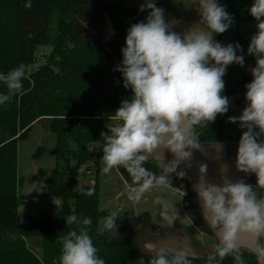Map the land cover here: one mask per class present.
I'll return each mask as SVG.
<instances>
[{
    "label": "trees",
    "instance_id": "obj_1",
    "mask_svg": "<svg viewBox=\"0 0 264 264\" xmlns=\"http://www.w3.org/2000/svg\"><path fill=\"white\" fill-rule=\"evenodd\" d=\"M251 1L218 0L235 22L215 39L224 45L238 42L245 56L244 67L232 64L223 77V94L231 106L237 103L245 107L244 86L252 79L246 57L248 45L238 32L239 24L249 19L246 4ZM27 2L0 0V73L25 66L22 92L0 104V264H59L60 238L77 227L65 224L70 214L91 218L89 234L105 264H148L151 255L141 250L135 238L97 231L100 219L108 215L99 208V185L85 191L79 186V171L96 156L95 144L101 132L108 131L106 125L121 100L131 99V90L123 87L121 73L114 69L122 60L121 48L128 28L144 20L148 13L140 8L124 11L119 0H31V7H25ZM157 6L165 9L167 19H172L179 4ZM108 20L113 37L105 40ZM44 45L52 46L47 62L28 75L27 66L33 62L38 47ZM6 91L0 81V93ZM239 93L240 97H234ZM231 106L211 125L194 129L195 135L200 133L201 142L216 145L239 141L242 132L236 130L238 124L228 122L229 116H238ZM36 123L55 138L56 164L46 182L45 196L59 199L61 204L56 214L46 217L20 212L25 195L21 193L19 146L30 137ZM161 162L149 158L144 166L159 175ZM94 164L97 167H88V171L98 172V161ZM118 170L133 185L127 171L122 167ZM246 182L255 186V175L248 176ZM170 185L187 191L183 202L188 218L200 232L212 236L213 229L203 220L190 181L173 176ZM89 190H94L92 195H88ZM254 191L258 198H264V188L255 186ZM208 255L189 256L190 264H208ZM243 258L245 264H256L255 256L247 250H243ZM221 264H234L233 257H226Z\"/></svg>",
    "mask_w": 264,
    "mask_h": 264
},
{
    "label": "clouds",
    "instance_id": "obj_2",
    "mask_svg": "<svg viewBox=\"0 0 264 264\" xmlns=\"http://www.w3.org/2000/svg\"><path fill=\"white\" fill-rule=\"evenodd\" d=\"M184 4L196 7L199 21L178 33L156 0H144L140 11L148 14L128 28L122 60L114 69L121 73L123 87L131 90V99L121 100L114 112L117 123L108 124L109 130L100 134L102 172L124 168L135 185L128 194L132 201L141 200L157 186L172 184L173 176L186 177L183 169L177 170L179 166L186 162L191 167L193 150L203 154L194 129L205 128L229 112L223 77L230 65L245 66L238 42L224 45L215 39L234 26L235 18L226 6L218 0H186ZM25 7H31V0ZM248 12L256 21L247 47L255 66L250 69L251 81L244 86L247 104L240 115L229 116L228 122L243 129L236 170L245 176L255 175V186L264 188V0H253ZM24 78L23 64L7 74L0 73V81L7 88L0 93V104L22 92ZM217 146L222 150L221 143ZM157 149L173 154L172 160H162L159 175L144 166ZM218 171L221 182H211L207 179L208 165L200 163L198 181L192 185L203 220L216 234L208 264H221L228 256L233 257L234 264H245L243 250L255 256L256 264H264V198H258L255 186L245 179L231 180L225 174L228 165L221 163ZM156 202L168 206L164 201ZM119 217L111 212L97 231L117 237ZM64 220L66 225L77 227L60 238L59 264H105L89 234L91 218L70 214ZM241 235L247 237L244 244L238 243ZM143 248L151 255L148 264H190L185 250L172 251L152 243Z\"/></svg>",
    "mask_w": 264,
    "mask_h": 264
},
{
    "label": "rangeland",
    "instance_id": "obj_3",
    "mask_svg": "<svg viewBox=\"0 0 264 264\" xmlns=\"http://www.w3.org/2000/svg\"><path fill=\"white\" fill-rule=\"evenodd\" d=\"M113 1L117 0H104V2L107 3ZM173 2L179 4L176 12L173 15V18L171 19L174 22L173 30L177 32V19L182 11L187 7L184 4L186 3V0H156V3L173 4ZM252 2L253 1L246 4V7L248 9L251 6ZM119 3L121 8L126 11L130 8H140L141 4L144 3V0H119ZM198 21L199 13L197 11H192L187 18V25L188 27H190ZM255 24L256 21L254 20V18H251V16L249 15V19L245 22H241L238 26V32L246 41L247 45L249 44L250 37L256 31ZM112 37V23L110 20H108L105 40ZM51 51L52 46L50 45L39 46L35 53L33 62H31L27 66L26 73L29 75L30 73L38 69L41 65L45 64ZM246 57L248 58V64H253L255 60L254 57L248 54H246ZM118 62L119 61H115V63ZM115 123H117V121L114 119V117L111 118L110 124ZM102 142L103 141L100 138L95 144L96 149H98L95 152L96 156L89 164L84 165L79 171V186L83 191L94 186L96 183L99 185V180L101 181L102 179L100 175H102L103 172L99 174V179H97V171H88V167H97L96 164H94L95 161L99 162L98 165L101 163L104 166L101 159ZM233 145L235 144H232L231 146ZM233 147L232 149H234ZM55 164V138L53 134H51V132L42 124L36 123L30 133V137L27 140L20 142L19 146V176L23 179L21 193L25 195L23 198V202L20 204V212L22 215L26 213L34 216L39 215L41 217H46L56 214L57 208L61 204L60 200L45 196L47 192L46 182L49 178L51 170L55 167ZM108 175L109 177L112 176V171L108 173ZM87 179L90 180V185L86 187V183H88ZM175 195V199L171 201L172 206L175 207H171L169 211L165 210L166 208L163 206V204L160 205V203L156 202L157 200L164 201L163 194L151 195L148 200H146L147 202L142 200L132 201L127 199V196L103 194L99 197V208L100 210L107 211L108 215L111 212H117L120 216L117 220L118 234L129 238H135L138 242H140L142 251H144V249L141 246L142 243L140 239L146 237L148 233H151L152 231H162L166 232L167 234H171L177 229H182L183 234L185 233L187 238L189 235L188 241L190 239L191 244L193 243L192 245L186 243L164 244L161 242L156 244L158 246H165L172 251L183 250L185 248V245L186 247H194V245H197L196 247L198 249V245H200L201 242H206L207 244V242L213 240L215 234H213L212 236H208L196 230L190 225V219H187L188 216L184 210L185 207L182 203V199L178 194ZM168 217L169 219H166ZM103 219L104 217L100 219V222H102ZM170 221H174L178 224L171 223ZM165 223H170V225L163 226L162 230H154L155 228L152 227L155 224ZM150 226L152 228H148ZM189 230L191 233H189ZM183 239H185V235L183 236Z\"/></svg>",
    "mask_w": 264,
    "mask_h": 264
},
{
    "label": "crops",
    "instance_id": "obj_4",
    "mask_svg": "<svg viewBox=\"0 0 264 264\" xmlns=\"http://www.w3.org/2000/svg\"><path fill=\"white\" fill-rule=\"evenodd\" d=\"M252 67H254L253 64H248V73L250 75H251L250 69ZM231 145L232 144H230L229 146L223 145L222 150H220L217 145L201 144V149H202L203 154L200 151L193 150V156L191 159V167H189L186 162L182 163L180 165L181 168L187 173L186 176H187V179L190 181V183L192 185L197 183L198 176H199V164L200 163H206L208 165L207 179L211 182H214V183H220L221 182V174L219 173L218 168L215 167V163L220 157H222L225 154L226 151H227V156L222 161V163L228 165V171H226L225 174L233 181H236V180L241 179V178L244 179L243 173L238 172L235 168V158H236V151H237L238 144L233 145L236 147H233ZM232 147L234 149H232ZM150 158L157 160V161H162L163 159H165V162H168V161L173 159V154L171 152H169L168 150H164V152H162L160 149H157L151 154ZM103 167L104 166L101 163L98 165L97 179H99V174L102 172ZM100 176L102 178L101 181L99 180L100 196L103 194H110V195H114V196H127V199H128L129 192L132 190V188L135 187V185H131L124 180V178L120 174L118 168H114L112 170V176H110V177L108 174H104V173ZM87 181H88V183H86V187L88 185H90V180L87 179ZM102 184H103V186H102ZM162 194L164 195V201L168 205L167 208L165 209L166 211H169V209H171V207H173V208L175 207V206H172V203H171V201H173L176 197L175 194L179 195V197L182 199V203L184 205V202H183L184 198L180 195L178 189L172 187L171 185L157 186V187L151 189L149 192L145 193L144 196L141 198V200L146 201V200H148V198L151 195H162ZM166 219H169V217ZM187 219L189 220L188 217H187ZM189 222L193 228L198 230L194 226V224L191 222V220H189ZM171 223L178 224V223H175L174 221H171ZM169 225H170V223L155 224L152 227L155 228L154 230H162L163 226H169ZM157 226H159L160 228ZM152 227L150 226L148 228H152ZM156 228H158V229H156ZM150 230H153V229H150ZM182 231H183L182 229H180V230L177 229L175 232H173L171 234H167L166 232H162V231H152L151 233H148V235L146 237H143L140 239L141 243H142L141 246L143 248V246L145 244H148V243L157 244L160 242L164 243V244H170V243L191 244L190 239L188 241L189 235L187 234L188 235V238H187L186 234L185 233L183 234ZM213 232H214V230H213ZM189 233H191L190 230H189ZM214 234H215V232H214ZM184 235H185V239H183ZM215 235H214V239L207 242V244H206V242H201V244L198 245V249L196 247L197 245L194 247L193 246H191V247L187 246L186 247V245H185V248L183 250L188 252L189 256H196L197 253L198 254L211 253L212 246L215 243ZM181 239H182V241H181ZM142 241H144V242H142ZM246 242H247L246 236L241 235L240 237H238V243L244 244Z\"/></svg>",
    "mask_w": 264,
    "mask_h": 264
},
{
    "label": "water",
    "instance_id": "obj_5",
    "mask_svg": "<svg viewBox=\"0 0 264 264\" xmlns=\"http://www.w3.org/2000/svg\"><path fill=\"white\" fill-rule=\"evenodd\" d=\"M192 11H197L196 10V7L194 6V5H189V6H187L183 11H182V13L179 15V17H178V19H177V23H176V29H177V32L178 33H183L187 28H188V25H187V18H188V16H189V14L192 12ZM198 12V11H197ZM165 18L167 19V13H166V15H165ZM252 18V17H251ZM217 37V36H216ZM244 107H242V106H235V107H233V110L234 111H236L237 113H238V115H240L241 114V112H242V109H243ZM212 124V122L209 124V125H211ZM106 128L108 129V124L106 125ZM109 130V129H108ZM236 130L237 131H239V132H242L243 131V129H241L240 127H239V125H237V127H236ZM199 135H200V133H198V134H196V136H197V138L199 137ZM199 140V139H198ZM199 142L201 143V144H205L204 142H201L200 140H199ZM238 142L239 141H227V142H223V143H221L222 145H224V146H229L230 144H238ZM219 144V143H218ZM218 144H216V145H218ZM205 145H212V144H205ZM226 156H227V151L225 152V154L222 156V157H220L217 161H216V163H215V167H217V168H219V166H220V164L222 163V161L226 158ZM180 167V169H182L181 168V166H179ZM243 177H244V179H245V181H248V176H245V174L243 173ZM186 178H187V176H186ZM197 255H198V253H197ZM200 255H203V254H200Z\"/></svg>",
    "mask_w": 264,
    "mask_h": 264
},
{
    "label": "flooded vegetation",
    "instance_id": "obj_6",
    "mask_svg": "<svg viewBox=\"0 0 264 264\" xmlns=\"http://www.w3.org/2000/svg\"><path fill=\"white\" fill-rule=\"evenodd\" d=\"M241 96V94L239 93V94H236L234 97H236V98H238V97H240ZM245 96V95H244ZM232 100H235L234 98H232ZM235 106H241V105H239V104H237V103H234V104H232V106H231V108L233 109V107H235Z\"/></svg>",
    "mask_w": 264,
    "mask_h": 264
},
{
    "label": "built area",
    "instance_id": "obj_7",
    "mask_svg": "<svg viewBox=\"0 0 264 264\" xmlns=\"http://www.w3.org/2000/svg\"><path fill=\"white\" fill-rule=\"evenodd\" d=\"M184 192H185V193H186V195H187V191H185V190H181V191H179V193H180V195H181L182 197H185V196H186V195H185V196H183V193H184Z\"/></svg>",
    "mask_w": 264,
    "mask_h": 264
}]
</instances>
